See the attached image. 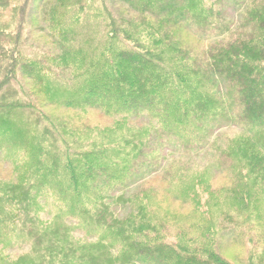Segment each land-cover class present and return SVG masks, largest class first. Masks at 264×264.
Instances as JSON below:
<instances>
[{
  "label": "trees",
  "instance_id": "16d2710c",
  "mask_svg": "<svg viewBox=\"0 0 264 264\" xmlns=\"http://www.w3.org/2000/svg\"><path fill=\"white\" fill-rule=\"evenodd\" d=\"M30 1L0 0V110L4 104L18 110L34 107L6 101L15 98L11 85L20 73L29 80L38 78L37 68L20 52ZM98 1L106 20L105 45L97 57L88 59V68L75 74L84 89L74 100L62 96L56 100L78 113L113 118L115 126L101 127L100 135L86 145L68 143L51 127L44 128L43 133L54 139L41 150L42 159L21 169L26 180L0 186L2 244L17 248L28 244L29 251L14 264H235L210 241L196 242L202 227L197 213L201 193L180 182L189 178L185 167L191 159L207 156L204 159L219 173L235 170L233 182L246 180L240 172L247 171L264 186V0H121L156 17L158 27L168 28L156 31L146 26L156 34L153 39L147 34L150 40L112 17L106 0ZM224 1L238 13L233 30L232 23L217 13L216 3ZM182 30L196 42L222 37L223 46L201 59L180 39L170 43L169 38ZM228 34L231 38L225 41ZM64 43L59 44L64 59L82 55ZM198 58L203 70L191 66L190 60ZM139 115L148 118L152 134L127 125ZM2 122L0 139L22 148V135ZM226 127L239 134L218 147L219 138L228 134ZM155 144L174 148L162 167ZM145 170L151 175L146 177ZM136 178L140 185L129 192ZM155 180L158 184L151 185ZM227 180L226 190L220 188L226 196L234 186L232 179ZM160 186L165 192L160 199L168 197L187 207L182 214L167 215L168 209L149 194ZM41 198L52 199V219L39 217L44 211ZM114 207L126 213L118 216ZM167 218L179 229L184 219L183 233L188 237L181 233L170 239L161 232L163 222L170 221Z\"/></svg>",
  "mask_w": 264,
  "mask_h": 264
},
{
  "label": "rangeland",
  "instance_id": "374dc122",
  "mask_svg": "<svg viewBox=\"0 0 264 264\" xmlns=\"http://www.w3.org/2000/svg\"><path fill=\"white\" fill-rule=\"evenodd\" d=\"M99 4L98 0L30 1L22 32L20 52L37 68L38 78L37 81L29 80L20 73V78L11 85L15 98L10 97L6 101L9 103L13 99L19 100L34 107L32 109L30 107L28 110H18L4 104V109L0 110V122L4 120L10 124L9 127L14 128V131L17 130L25 140L21 148L18 147L20 146L18 143L12 145L9 142L10 139L5 142L0 139V147H2L0 149V186L16 185L19 181L26 180L25 173L21 169L35 159H42L41 150H47L53 142L54 138L50 139L43 133L46 126L49 131V127L54 129L55 135L60 133L68 143L79 141L83 145L90 142L91 138L100 135L101 127L112 128V125L114 128L115 120L113 118H107L95 112L89 115L78 113L75 109L61 106L56 100L57 96L74 100L75 94L84 89L83 85L85 84H82L81 78L76 75H80L79 73L88 68V59L96 56L105 45L104 25L106 20L103 16L104 9ZM106 6L111 11L109 13L112 17L128 24L133 31L138 29L144 32L141 39L150 40L156 37L155 33L148 32L149 29L146 26L151 25L156 31L168 29L158 27L156 17L154 18L149 13H139L136 7L125 1L106 0ZM216 9L217 13L222 14L226 23H232L230 30H233L234 22L238 19L235 7L228 1H224L216 3ZM147 34L150 39L149 36H146ZM189 34L186 30H182L178 36L176 35V38L174 36L169 38V41L173 44L182 41L185 49H195L194 51L197 53L192 52V54L200 55L201 59L209 51H216L223 46L222 37L212 40L205 38L203 42H196ZM210 35L213 36V32ZM231 35L228 34L225 41L230 39ZM63 41L72 50L83 51L82 55L73 54L64 59V56L60 55L59 46ZM163 45L168 47V42H164ZM190 61L192 67L203 68L199 58L198 61H194V59ZM149 123L147 117L139 115L132 117L127 125L134 129H148L152 134ZM4 126L8 125L4 124ZM224 130L228 131V134L219 138L218 147L226 145L227 142L224 139L239 134L237 131H230L231 129L227 127ZM153 146H156L154 148L157 150L155 156L159 157V164L162 167L172 157L174 148L159 147L156 144ZM31 152H33V158ZM205 157L207 156H197L191 159L188 166L185 167L188 169L189 178L180 182L187 189L201 193L202 202L197 213L200 215L199 224H202V227L199 229V238H195L196 242L201 244L210 241L214 248H219V254L222 257L235 264H244L249 260L256 264H264V186L258 181L254 182V177L247 171L240 172L242 177L247 176V181L239 180L235 183L233 182V171L235 170L229 171L228 175L219 173L215 170V166H210L207 163ZM143 173H146V177L151 175L146 170ZM227 177L232 179L234 186L230 190L231 193L226 196V193L223 194L221 190H226L227 183L230 182ZM157 181L159 180H155L151 185H157ZM139 185L140 180L136 178L131 183L129 192L135 191ZM221 187L223 189L220 190ZM156 189L149 190L151 192L149 194L156 197V201L160 203L161 207L168 209L167 215L175 217L187 209L186 206L181 208L180 203L173 202L168 197L160 199L165 192H162V186ZM211 192L212 196H210ZM215 192L217 193L214 194ZM218 193L223 197L219 199ZM36 201L38 202L39 199L36 198ZM40 203L43 205L44 211L39 217L52 219L51 217L55 213L52 199L42 200L41 198ZM113 210L118 216L126 213V210L121 207H114ZM153 214L154 219H160L161 216ZM167 220L170 221L168 224L163 222L164 226L160 229L161 232L170 239L179 238L181 233L184 237H188V233H183L186 229L184 219L179 223L180 229L170 218ZM74 237L83 239V235L77 233ZM1 240L0 264H14L21 258V255L29 251L28 244L17 248L12 245H4Z\"/></svg>",
  "mask_w": 264,
  "mask_h": 264
}]
</instances>
